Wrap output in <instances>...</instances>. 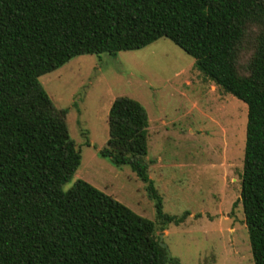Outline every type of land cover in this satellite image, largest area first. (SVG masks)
Instances as JSON below:
<instances>
[{
	"label": "trees",
	"instance_id": "16d2710c",
	"mask_svg": "<svg viewBox=\"0 0 264 264\" xmlns=\"http://www.w3.org/2000/svg\"><path fill=\"white\" fill-rule=\"evenodd\" d=\"M160 38L247 105L240 203L253 264H264V0H0V264H181L157 231L190 212H164L149 175L145 107L115 98L98 154L144 183L154 220L85 180L63 190L81 150L69 109L39 82L75 57H115Z\"/></svg>",
	"mask_w": 264,
	"mask_h": 264
},
{
	"label": "rangeland",
	"instance_id": "374dc122",
	"mask_svg": "<svg viewBox=\"0 0 264 264\" xmlns=\"http://www.w3.org/2000/svg\"><path fill=\"white\" fill-rule=\"evenodd\" d=\"M39 82L57 108L69 109L68 129L81 150L64 191L85 180L154 220L144 183L98 154L109 138L113 100L130 97L148 113L149 175L164 212H190L181 225L157 231L169 257L181 264H253L240 203L247 105L205 80L191 56L160 38L115 57H75Z\"/></svg>",
	"mask_w": 264,
	"mask_h": 264
},
{
	"label": "water",
	"instance_id": "95a60500",
	"mask_svg": "<svg viewBox=\"0 0 264 264\" xmlns=\"http://www.w3.org/2000/svg\"><path fill=\"white\" fill-rule=\"evenodd\" d=\"M162 247H165L163 243H160Z\"/></svg>",
	"mask_w": 264,
	"mask_h": 264
}]
</instances>
